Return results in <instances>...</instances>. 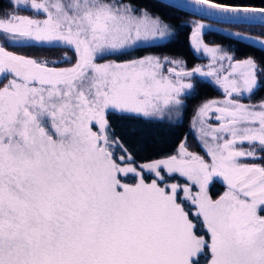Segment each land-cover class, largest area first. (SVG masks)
<instances>
[{"label":"snow or ice","instance_id":"6c2138e0","mask_svg":"<svg viewBox=\"0 0 264 264\" xmlns=\"http://www.w3.org/2000/svg\"><path fill=\"white\" fill-rule=\"evenodd\" d=\"M192 3L190 46L209 63L191 69L148 51L176 32L135 0L0 9V264H264V100L242 102L264 90V0ZM210 33L262 55L236 59ZM201 79L223 93L195 110L201 151L184 137L137 165L131 125L180 121Z\"/></svg>","mask_w":264,"mask_h":264},{"label":"trees","instance_id":"16d2710c","mask_svg":"<svg viewBox=\"0 0 264 264\" xmlns=\"http://www.w3.org/2000/svg\"><path fill=\"white\" fill-rule=\"evenodd\" d=\"M138 6L148 8L153 12H159L164 15L165 19L172 24L175 29V38L167 44L166 47H158L149 49L157 55H166L176 59H182L186 62V67L191 69L197 65H204L205 59L198 55L190 46V35L192 30L191 22L194 20H201L192 15L178 11L171 7H163L161 3L154 0H135ZM0 9H7V0H0ZM24 15H29V12H20ZM205 23H214L206 21ZM218 28L227 29V24H216ZM233 31L237 30L235 28ZM206 43L222 44L224 47H231L235 50L234 55L236 59H243L247 56H255L257 59L261 57L259 50H253L246 46V42H237L234 39L224 36L223 33H210L204 36ZM70 54V52L68 53ZM138 55L147 54L145 51H139ZM41 55H46L49 58L55 59L62 55L60 50L51 54L44 52ZM223 99L220 91L211 85L206 80L197 82L196 95L186 101V108L183 111L180 121H164L163 123H139L131 125L134 128L141 130V135L138 139L141 140V146L137 149L136 164L148 162L152 159H159L164 155L171 154L181 140L187 137V143L190 150L201 151L198 147L194 135L190 132V121L195 115V110L205 101ZM264 100V90H258L250 98L244 99V102L258 103ZM109 121L120 127L128 126L127 122L118 120L115 114H109ZM202 154V153H201ZM150 177V174L145 173ZM128 182H132L131 175ZM210 191L215 188L217 194L223 191V187L216 181L212 182ZM215 193V192H212ZM215 195V194H214Z\"/></svg>","mask_w":264,"mask_h":264},{"label":"water","instance_id":"95a60500","mask_svg":"<svg viewBox=\"0 0 264 264\" xmlns=\"http://www.w3.org/2000/svg\"><path fill=\"white\" fill-rule=\"evenodd\" d=\"M154 1L161 3V0H154ZM165 2H169V3H173V4L180 3V4L187 5V7L177 8V7L173 6L171 8H174V9H176L178 11H181V12H184L186 14L192 15V16L197 17L199 19H203L202 16L198 12L193 11V9H195L197 6L194 3H192V0H165ZM205 20L206 21H211V20H207V19H205Z\"/></svg>","mask_w":264,"mask_h":264},{"label":"rangeland","instance_id":"374dc122","mask_svg":"<svg viewBox=\"0 0 264 264\" xmlns=\"http://www.w3.org/2000/svg\"><path fill=\"white\" fill-rule=\"evenodd\" d=\"M21 12H25V11H21ZM21 14V13H20ZM21 15H24V14H21ZM197 53V52H196ZM198 55H200L201 57H203L204 59H205V64L204 65H206V64H208L209 63V59H208V57L207 56H205L203 53H197ZM72 55V53L70 52V54H69V56H71ZM201 80H203V79H201ZM207 82H209L208 80H206ZM211 85H213L215 88H217L214 84H212L211 82H209ZM219 91H220V93L223 95V93H222V90H220L219 88H217ZM247 98H249V97H244L243 99H242V102H244L243 100L244 99H247ZM244 103H251V102H244ZM259 103V102H258ZM253 104H256V103H253ZM191 121H192V119H191ZM191 121H190V132L194 135V137H195V132H194V130L191 128ZM212 122H214V121H212ZM131 175V174H130ZM214 182L216 181L218 184H220L223 188V190H224V185L222 184V182H220L219 180H217V179H215L214 178V180H213ZM212 181V182H213ZM213 185H212V183L210 184V188L212 187ZM212 192H215V193H213V194H217V192H216V190H215V188L213 189V191ZM223 191H221V192H219V193H222Z\"/></svg>","mask_w":264,"mask_h":264}]
</instances>
